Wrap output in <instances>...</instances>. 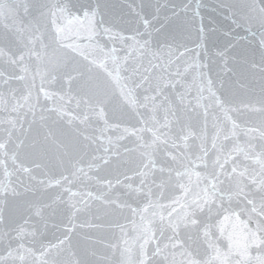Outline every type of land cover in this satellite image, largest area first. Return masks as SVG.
Returning <instances> with one entry per match:
<instances>
[{"label": "water", "instance_id": "obj_1", "mask_svg": "<svg viewBox=\"0 0 264 264\" xmlns=\"http://www.w3.org/2000/svg\"><path fill=\"white\" fill-rule=\"evenodd\" d=\"M0 264H264V0H0Z\"/></svg>", "mask_w": 264, "mask_h": 264}]
</instances>
